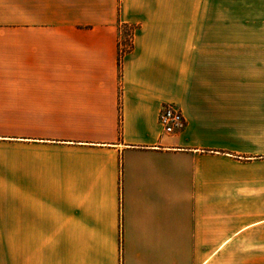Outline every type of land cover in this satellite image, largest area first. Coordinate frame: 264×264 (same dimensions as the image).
<instances>
[{
  "label": "crops",
  "instance_id": "1",
  "mask_svg": "<svg viewBox=\"0 0 264 264\" xmlns=\"http://www.w3.org/2000/svg\"><path fill=\"white\" fill-rule=\"evenodd\" d=\"M204 7L0 0V264H264V153L226 122L241 95L202 74L242 71Z\"/></svg>",
  "mask_w": 264,
  "mask_h": 264
},
{
  "label": "rangeland",
  "instance_id": "2",
  "mask_svg": "<svg viewBox=\"0 0 264 264\" xmlns=\"http://www.w3.org/2000/svg\"><path fill=\"white\" fill-rule=\"evenodd\" d=\"M203 14L210 26L211 48L215 38L226 45V52L220 51L222 60L242 66L240 73H202L214 80L215 75H225V84L220 94L241 95V109L232 111L226 122L241 129L243 149L249 154L264 153V0H205ZM256 21V22H255ZM250 22L254 24H250ZM123 36L128 32L123 30ZM124 48L128 42L123 38ZM230 48V49H229ZM125 49H123L124 51ZM213 52V50H212ZM211 52V53H212ZM212 57V56H211ZM201 74V75H202ZM240 75V83L237 75ZM234 75L236 82H234ZM253 102H249L250 99ZM228 107V105H227ZM234 112V113H233ZM9 120H0V132L8 133ZM252 134V135H251ZM8 140L0 139V192L8 190L9 148ZM243 253L248 249H241ZM239 249H232L237 255ZM248 254V253H246ZM249 259L242 256V264ZM245 262V263H244ZM232 264H239L237 262Z\"/></svg>",
  "mask_w": 264,
  "mask_h": 264
},
{
  "label": "built area",
  "instance_id": "3",
  "mask_svg": "<svg viewBox=\"0 0 264 264\" xmlns=\"http://www.w3.org/2000/svg\"><path fill=\"white\" fill-rule=\"evenodd\" d=\"M158 121L164 133H172L182 129L185 122L181 109L174 104L162 106Z\"/></svg>",
  "mask_w": 264,
  "mask_h": 264
}]
</instances>
